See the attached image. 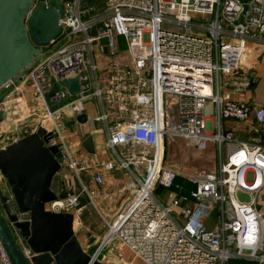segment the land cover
<instances>
[{"label":"built area","instance_id":"2783aa9c","mask_svg":"<svg viewBox=\"0 0 264 264\" xmlns=\"http://www.w3.org/2000/svg\"><path fill=\"white\" fill-rule=\"evenodd\" d=\"M105 1L101 11L95 1L84 6L81 0L63 2L60 33L26 68L39 106L30 115L49 132L45 144L63 153L62 167L68 170L63 175L71 179L66 198L46 208L71 211L76 219L80 203L73 180L89 194L84 171L92 169L94 182L102 184L105 173L123 170L134 190L111 220L104 218L97 260L103 263L106 249L121 258L124 246L144 264H225L231 258L263 264L264 213L257 197L264 191V107L254 109L260 127L255 141L236 139L222 121H245L253 111L248 102L232 98L231 91L248 86L234 81L247 42L264 46V0L246 1L243 23L236 22L241 0ZM119 37L126 46L122 60L116 59ZM100 53L116 59L107 76L98 72ZM73 77L79 84L75 93L64 84ZM167 94L177 105L173 127ZM91 101L100 109L92 121L102 123L110 156L93 165L77 157L79 149L70 144L66 125L77 123L81 113L89 117L86 103ZM168 137L211 138L219 150L217 169L185 172L174 167L166 159ZM156 186L166 189L164 200L155 194ZM236 189L250 200L240 201ZM206 201L213 202L210 212ZM212 212L218 222L209 227ZM0 263L12 264L1 240Z\"/></svg>","mask_w":264,"mask_h":264},{"label":"water","instance_id":"95a60500","mask_svg":"<svg viewBox=\"0 0 264 264\" xmlns=\"http://www.w3.org/2000/svg\"><path fill=\"white\" fill-rule=\"evenodd\" d=\"M65 1L71 0H0V90L60 33ZM246 1L241 0L243 9L237 23H243ZM85 4L86 0H81V5ZM64 84L72 93L79 89L77 77L65 79ZM76 120L85 123L86 113L77 115ZM49 135L39 126L0 148V179L9 187L16 206L12 212L10 197L0 188V240L12 264H104L81 246L72 212L46 208L52 201L65 199L71 185V179L64 175L53 184L62 168L63 153L45 144ZM81 146L88 154L96 152L91 134L81 141ZM235 195L240 201L250 200L249 194L240 189Z\"/></svg>","mask_w":264,"mask_h":264},{"label":"crops","instance_id":"0c3cea01","mask_svg":"<svg viewBox=\"0 0 264 264\" xmlns=\"http://www.w3.org/2000/svg\"><path fill=\"white\" fill-rule=\"evenodd\" d=\"M86 1L89 2L95 1V3L99 6V11L103 10L106 7L105 0H103V2L102 1L100 2V0H86ZM246 49H250L246 59L251 60V65L254 66L253 73L255 74V77L254 80L251 81V85L249 88H244L240 91H235V92L231 91V96L236 100H244L248 102L253 107V111L250 117L245 121L223 120L222 126L223 129L231 130L234 134V137L238 140L255 141L259 139L260 127L255 121L254 109L259 106L264 107V75H263L264 73L260 66L262 61L261 58L264 55V46L249 41L247 42ZM244 58L245 55L242 57V59L244 60ZM4 89L8 91V94L6 95V97H3L2 95V98L0 99V148H3L8 144H10L11 142H13L14 138H21L26 134L33 132L38 125V117H36L35 115L32 116L30 115L31 111L39 108V106H38V100L36 98V95L34 94L32 87L30 86V81L27 78V76L22 77V75H18L12 80L11 86ZM226 90H228V88L223 89V91ZM87 118L88 119L85 123H79V122L76 123L78 129L72 128L69 130L70 132L75 134V142L73 145L77 149H80L79 150L80 152H78L77 157L79 159L83 158L87 162L90 161L91 165H93L95 161L107 160L109 159L110 156L105 146L104 136L101 133V128L100 127L94 128L95 122L92 121V118H90V116ZM71 123L73 122H68V125H70ZM81 125H83L82 128H80ZM89 134H91L93 137V141L96 149L95 154H88L80 145V142ZM166 153H167V144H166ZM211 157L214 159L215 157L214 153L211 155ZM173 166L176 167L175 165ZM177 167L181 168L180 170L182 171L192 172V170L190 169H186L184 167L182 168L179 166ZM216 169L217 166H212V168L205 170L212 171ZM119 171L124 172V174H120ZM84 175H91V181L94 184H96L93 180L94 172L92 169H89L88 171H84L82 173V176ZM127 176H129V174L123 170H114L112 172H107L104 174V181L102 184H96V185H106L107 187L108 186L115 187V189L119 191V194L115 193V195L118 196V198L114 201L113 199H110V201L105 204L106 208L101 203L100 200L94 202L92 196L99 197L100 195L99 193L95 195L96 192L93 191V189L92 191L91 189L89 190L88 186L84 183L83 179L82 181L84 185L87 187L89 194L81 192V189L78 190V188L74 186V182H73L72 191L78 195L79 199L81 194L84 193L86 197L91 200L93 207L98 211V213L101 216V220L104 222V218L108 220L109 218L113 217L116 214L117 211L114 214L112 212L114 211V209H116L117 205L119 206L117 210H119L121 206H123V204L132 196L134 190V183L132 178L130 177V179L128 178V182L125 184L124 177L127 178ZM90 187L92 186L90 185ZM121 187L123 192H121L120 189ZM0 188L3 194L10 197L8 203L9 208L12 212H15L16 206L13 199L10 196L9 187L7 186L6 182L2 179H0ZM122 194H124L125 196L123 197L122 200H120L121 198L119 199V196H121ZM79 203H80V207L78 211H76L75 214L76 219H74L75 234L77 235L83 249L91 254L93 247L98 244L100 239L103 237L105 231L104 232L102 231L103 234L101 237H99L100 235L98 234L101 233L100 231L101 228L99 226L94 227L90 219H86L83 217V209H85V204L81 205V200H79ZM113 203L117 205L112 206ZM21 218H26V215H21ZM80 223L84 225V229H85L84 231H79L81 225ZM75 224H79V225H75ZM14 233L17 235L15 230ZM120 247L122 253L123 251H129V249L124 246H120ZM94 250H96V248ZM105 251H106L105 252L106 256L111 257V259L113 260L112 262L114 264L116 258L114 251L112 249H106ZM94 252L95 251H93V253Z\"/></svg>","mask_w":264,"mask_h":264},{"label":"rangeland","instance_id":"374dc122","mask_svg":"<svg viewBox=\"0 0 264 264\" xmlns=\"http://www.w3.org/2000/svg\"><path fill=\"white\" fill-rule=\"evenodd\" d=\"M103 2V0H100V2ZM119 41V51L120 55L116 58L117 60H122L126 53V46L124 44V40L122 37L118 38ZM250 49H245L244 54L242 57L245 55L244 60L241 57V65H240V71L237 73L235 80L237 81L238 84L247 82L248 86H243L242 88H249L251 85V81L254 80L255 74L253 73V65H251V60L246 59ZM259 50V49H258ZM114 57L109 56L105 53H100L98 55V58L96 59L97 67H98V72L100 76H107L109 73V66L110 63L116 60ZM262 61H261V69L264 73V55L262 56ZM27 74V69L23 70L19 75H22V77H25ZM264 75V74H263ZM8 94V91L2 88L0 90V99L3 97H6ZM166 111L168 114V122L169 126L173 127L175 125L176 121V114H177V105H176V100L175 97L172 96L171 94L166 95ZM87 107L89 108L86 110L89 113L90 118L95 116L97 113H99V107L98 105L95 106V101L87 102ZM209 104V102H207ZM207 114H209V106H207ZM113 117H117V114H112ZM216 118V117H215ZM208 124L211 125V122L209 121ZM68 129L76 128L78 129V126H76V123H71L68 125L66 124ZM74 126V127H73ZM83 125L80 126L82 128ZM101 128L102 123L100 122H95L94 128ZM72 135V136H71ZM70 144H74L75 142V134L70 132ZM80 150V149H79ZM80 152V151H79ZM214 153V159L211 157V155ZM166 159L167 162L170 163L171 165H175L176 167H184L186 169L194 171H202L205 169H210L212 166H217L218 165V159H219V150L217 144L215 145L214 141L211 138H199V139H186V138H180V137H168L167 140V153H166ZM178 168V167H177ZM181 169V168H178ZM68 173V170L66 167H62L61 170L57 173L53 180V184H55L57 178L62 175ZM120 174H124V172L119 171ZM128 178L130 179V176L124 177L125 184L128 182ZM248 180L251 179V173H248L247 175ZM82 179L84 180V183L88 186V189L92 191H95V195L99 193L98 196H92L94 199V202L97 200H100L101 203L105 206L107 202L110 201V199L116 200L118 196L115 195V193L119 194V191L115 189V187L111 186H106V185H96L91 181V175H84L82 176ZM74 186L79 189H81V184L77 178L73 180ZM90 185L92 187H90ZM110 188V189H109ZM121 192L122 187L120 188ZM127 192V191H126ZM155 194L160 197L161 200H164L165 195H166V189L163 187H157ZM103 195V196H102ZM125 195L122 194L119 196V199L122 200ZM118 199V200H119ZM81 200V205L85 204V209H83V217L86 219H90L91 222L93 223L94 227H100L101 233L98 234L100 235L99 237L102 236L103 232L105 231L106 227L104 222L101 220V216L98 213V211L93 207V204L91 203V200L86 197L84 193L81 194L80 199ZM257 202L258 205L261 208V211L264 213V191L257 197ZM117 205V204H112V206ZM211 206H213V202L206 201L204 203V207L206 211L210 212L211 211ZM118 205L116 206V209L112 212L113 214L119 210ZM122 207V206H121ZM106 208V206H105ZM110 208V207H109ZM108 209V207H107ZM116 212V213H117ZM111 213V214H112ZM90 217V218H89ZM110 219V218H109ZM111 220V219H110ZM212 223L209 224V227H213L215 224H217L218 220L216 217V213L212 212L210 220ZM80 228L79 231H84V225L80 223ZM79 225V224H75ZM103 231V232H102ZM98 245V244H97ZM96 245V246H97ZM121 250V248H119ZM95 251V250H94ZM106 251H104L105 253ZM117 257V255H115ZM135 255L129 250V251H123L121 258H116L114 261V264H144L143 262L139 261L140 259H136ZM113 260L111 257L107 256L103 259V263L107 264H113ZM257 262L255 260L251 259H242V258H231L227 260L225 264H240V262ZM258 264V262H257Z\"/></svg>","mask_w":264,"mask_h":264},{"label":"trees","instance_id":"16d2710c","mask_svg":"<svg viewBox=\"0 0 264 264\" xmlns=\"http://www.w3.org/2000/svg\"><path fill=\"white\" fill-rule=\"evenodd\" d=\"M180 180V179H179ZM157 187H161V186H156L155 187V191H156V189H157ZM97 246H94L93 247V249H92V252H91V254L93 253V251H94V249L96 248ZM240 264H257V262L255 263V262H250V261H244V262H240ZM259 264V263H258Z\"/></svg>","mask_w":264,"mask_h":264},{"label":"flooded vegetation","instance_id":"af4514ba","mask_svg":"<svg viewBox=\"0 0 264 264\" xmlns=\"http://www.w3.org/2000/svg\"><path fill=\"white\" fill-rule=\"evenodd\" d=\"M60 176H61V175H60ZM60 176H59V177H60ZM59 177L57 178V180L59 179Z\"/></svg>","mask_w":264,"mask_h":264}]
</instances>
